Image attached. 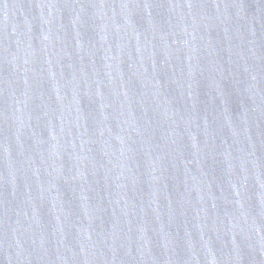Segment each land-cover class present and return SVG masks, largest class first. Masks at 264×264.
Masks as SVG:
<instances>
[{
  "label": "water",
  "instance_id": "95a60500",
  "mask_svg": "<svg viewBox=\"0 0 264 264\" xmlns=\"http://www.w3.org/2000/svg\"><path fill=\"white\" fill-rule=\"evenodd\" d=\"M0 264H264V0H0Z\"/></svg>",
  "mask_w": 264,
  "mask_h": 264
}]
</instances>
